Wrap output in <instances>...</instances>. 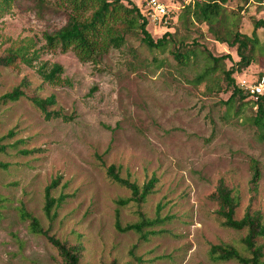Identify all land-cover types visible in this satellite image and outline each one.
I'll use <instances>...</instances> for the list:
<instances>
[{
	"label": "rangeland",
	"instance_id": "rangeland-1",
	"mask_svg": "<svg viewBox=\"0 0 264 264\" xmlns=\"http://www.w3.org/2000/svg\"><path fill=\"white\" fill-rule=\"evenodd\" d=\"M133 1L147 7V0ZM161 1L172 19L160 23L149 13L147 28L154 39L174 32L165 47H147L132 29L119 47L82 61L44 36L66 22L64 0H0V55L13 49L33 58L31 65L18 60L0 68V96L24 78L29 84L18 100L0 101V162L7 165L0 168V264L60 262L57 249L20 218L21 206L50 235L80 245V264H240L210 255V247L222 243L244 251L246 232L222 225L211 194L223 179L238 200L236 218L247 207L264 212V141L253 123L255 98L225 103L224 70L238 60L235 47L216 41L204 23L180 22L183 6L194 0ZM225 6V24L243 34H252L254 20H264V0ZM256 34L253 61L233 74L243 89L264 76V28ZM178 46L183 54L190 50L188 59L175 57ZM208 51L230 59L212 70ZM54 63L62 71L53 83L43 81L39 67ZM51 94L56 102L48 110L57 114L46 119L31 98ZM111 164L139 185L157 179L143 203L119 207L124 225L137 221L139 212L156 217L160 206L159 216L168 219L145 228L147 239L114 226L117 200L130 192L108 177ZM254 165L260 172L255 191ZM53 179L51 195L65 198L49 218L44 189ZM259 242L264 252V238Z\"/></svg>",
	"mask_w": 264,
	"mask_h": 264
},
{
	"label": "trees",
	"instance_id": "trees-1",
	"mask_svg": "<svg viewBox=\"0 0 264 264\" xmlns=\"http://www.w3.org/2000/svg\"><path fill=\"white\" fill-rule=\"evenodd\" d=\"M40 1V0H38ZM69 6V12L66 22L52 33H45V39L50 45H59L63 51L72 49L78 58L82 61L95 58L105 51L110 45L119 47L124 43L125 34L132 29H137L141 35L140 39L149 48H163L171 40L174 32L167 29L159 38L154 39L148 31L149 9L137 6L133 0H64ZM228 0H194L192 3L183 6V12L179 19L182 24L200 22L207 26L208 31L214 39L221 43H227L230 47H235L238 60L232 62L231 66L224 70V79L230 88V95L225 101L231 105L236 100L244 101L249 96L238 83H236L233 74L240 72L253 61V50L258 44L256 29L264 28V20L257 19L253 22V31L251 35L239 32L234 26L225 24L226 3ZM91 10L89 16L83 14ZM170 11V10H169ZM169 11L165 18L169 19ZM172 19V18H171ZM177 19V18H176ZM112 23L111 25L109 23ZM168 23H171L170 21ZM122 24L123 26H119ZM175 57L177 59H188L190 50L183 54L176 48ZM207 59L213 63L212 70L216 65L226 58L230 59L229 54L214 56L209 51L206 52ZM18 60L27 65H31L33 58L27 56L25 52L19 50H8L5 54L0 55V68L13 66ZM62 67L54 63L52 68L47 70L43 65L39 67L38 73L43 81L53 83L58 72ZM207 75L206 72L197 76L196 80L200 82ZM27 79L15 86L12 90L3 93L0 101H16L24 96V90L28 87ZM250 97V96H249ZM253 98V97H251ZM32 103L37 107L46 119L56 112L49 111L48 107L55 104L53 94L46 98L32 97ZM254 103L257 106L256 114L253 117V123L260 129L259 138L264 141V92L259 94ZM4 149L0 146V151ZM23 153H28L23 150ZM7 165L0 162V168H6ZM253 173L251 178L252 190H257V183L260 177L259 169L252 166ZM108 177L115 183L127 188L130 195L127 198L118 199V208L115 210L114 226L120 232L134 231L139 234L141 239H147V233L144 231L147 227L163 223L166 219L159 216L160 206H157V216L148 218L145 214L139 212V218L135 222L121 224L119 207L129 202L143 203L148 195L153 193L157 179L152 176L142 185L122 177L115 165L111 164L106 169ZM57 179L51 182L44 189L45 202L43 211L49 218L53 217V209L58 206L65 198L61 195L57 198L51 195V190L55 188ZM218 205L217 215L222 219V225L234 230H245V235L241 238L244 251L231 244H218L210 247V255L219 261L234 260L240 264H263V245L259 239L264 238V212L253 211L249 207L245 210L242 217L236 218V208L238 200L232 191L225 184L223 179H219L215 191L211 194ZM19 216L28 221L29 230L35 234L45 236L47 241L54 246L60 256L58 264H80L81 249L80 245L68 246L47 230H44L39 219L24 206L19 208ZM249 254V255H248Z\"/></svg>",
	"mask_w": 264,
	"mask_h": 264
},
{
	"label": "built area",
	"instance_id": "built-area-1",
	"mask_svg": "<svg viewBox=\"0 0 264 264\" xmlns=\"http://www.w3.org/2000/svg\"><path fill=\"white\" fill-rule=\"evenodd\" d=\"M146 5L153 20L157 18L159 21L162 18H165V16L168 14L169 10L167 8V5L164 4L161 0H147ZM243 84L244 83L242 82V85ZM244 90L250 97L256 99L259 94H262L264 92V76L256 82L246 85Z\"/></svg>",
	"mask_w": 264,
	"mask_h": 264
}]
</instances>
